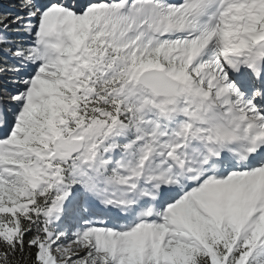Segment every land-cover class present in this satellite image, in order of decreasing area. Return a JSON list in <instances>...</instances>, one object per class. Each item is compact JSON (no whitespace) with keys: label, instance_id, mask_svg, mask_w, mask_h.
I'll list each match as a JSON object with an SVG mask.
<instances>
[{"label":"snow or ice","instance_id":"6c2138e0","mask_svg":"<svg viewBox=\"0 0 264 264\" xmlns=\"http://www.w3.org/2000/svg\"><path fill=\"white\" fill-rule=\"evenodd\" d=\"M0 264H264V0H9Z\"/></svg>","mask_w":264,"mask_h":264},{"label":"rangeland","instance_id":"374dc122","mask_svg":"<svg viewBox=\"0 0 264 264\" xmlns=\"http://www.w3.org/2000/svg\"><path fill=\"white\" fill-rule=\"evenodd\" d=\"M10 8L9 0H0V11H9Z\"/></svg>","mask_w":264,"mask_h":264}]
</instances>
